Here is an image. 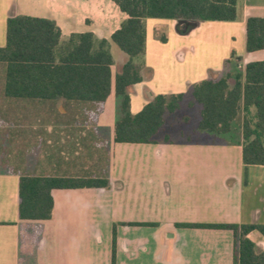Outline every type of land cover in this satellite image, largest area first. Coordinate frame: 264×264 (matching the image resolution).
I'll use <instances>...</instances> for the list:
<instances>
[{
  "label": "crops",
  "instance_id": "crops-1",
  "mask_svg": "<svg viewBox=\"0 0 264 264\" xmlns=\"http://www.w3.org/2000/svg\"><path fill=\"white\" fill-rule=\"evenodd\" d=\"M235 1L233 22H200L184 34L178 21H145L141 82L128 90L132 115L155 96L187 98L194 85L229 73L231 52L241 59L242 74L247 64L264 61V50L245 51L246 20L264 18V0ZM14 16L51 20L62 40L91 33L110 41L127 19L112 0H0V48ZM115 47L110 43L112 80L128 60ZM0 68V104L8 103L0 114L11 120H0V163L27 162L33 145L41 147L40 174L14 167L0 172V264H22L33 250L37 264H111L113 232L115 264H233L230 231L178 225L264 224V178L257 180L264 166L242 164L243 110L228 142L217 138L222 135L201 142H165L157 135L155 144H117L113 87L100 104L5 99ZM254 112L248 108L249 116ZM33 113L42 121H30ZM21 176L100 177L108 187L53 190L49 220L21 221ZM247 237L264 252L260 233Z\"/></svg>",
  "mask_w": 264,
  "mask_h": 264
},
{
  "label": "trees",
  "instance_id": "trees-1",
  "mask_svg": "<svg viewBox=\"0 0 264 264\" xmlns=\"http://www.w3.org/2000/svg\"><path fill=\"white\" fill-rule=\"evenodd\" d=\"M127 16L110 41L98 40L91 33L72 34L62 40L51 20L14 16L6 22V45L0 48L4 66L5 99L67 104H100L112 87L117 99L113 141L117 144H155L163 131L164 115L180 108L185 96L158 95L142 110L129 111V88L141 82L140 70L145 51V21L175 20L183 25L200 22H233L235 0H112ZM162 40H165L162 38ZM114 44L128 58L112 80ZM264 50V18H248L245 24V51ZM241 59L231 52L226 65L231 71L216 80L194 85L189 95L200 106L198 129L226 135L241 110L242 164L264 166V61L249 63L242 74ZM241 79H243V84ZM255 112L248 114V108ZM169 137L165 136V142ZM100 177L21 176L18 183V217L21 221H46L52 216L53 190L107 188ZM185 228L227 230L233 236V264H264V252L248 239L257 231L264 237V224L178 225ZM111 264H115L113 232Z\"/></svg>",
  "mask_w": 264,
  "mask_h": 264
},
{
  "label": "rangeland",
  "instance_id": "rangeland-1",
  "mask_svg": "<svg viewBox=\"0 0 264 264\" xmlns=\"http://www.w3.org/2000/svg\"><path fill=\"white\" fill-rule=\"evenodd\" d=\"M116 51L117 55H124L118 48H114ZM3 70L0 68V78L2 77ZM110 103L108 104L107 107H110ZM2 104V103H1ZM0 104V105H1ZM2 105H8V103H4ZM33 105H38L41 106V104H33ZM113 109V107H111ZM115 113L117 114V100H116V108H115ZM200 111L201 108L200 106L193 104L192 99L190 95L183 100V102L180 104L179 110H177L173 114H165L164 115V120H165V125L163 131H161L158 134V137L161 136L162 139H164L165 136H168L170 139L173 141H183V140H189L192 142H201V141H210L213 139H220L223 141H227L231 138H229V135H222V136H215V134L210 133V132H202L198 129V122L200 119ZM42 116V115H41ZM117 116V115H115ZM10 115L3 113L0 114V120L4 122H9L11 121L9 119ZM29 120V119H28ZM42 121V118L40 119V113H33L32 118L30 121L34 123H38ZM109 132L108 130H104L103 133L104 135H107ZM36 133L38 131H34V136H36ZM207 134V135H206ZM217 137V138H216ZM34 143H37L38 139L35 137L33 138ZM33 154L28 157L29 161L24 162V163H9V162H1L0 163V172H6L8 171L11 167H14L15 170H18L22 174H40L39 168H40V161H38V152L41 147L37 145H33ZM99 149V148H97ZM23 164V165H22ZM20 166V167H19ZM23 166L25 168H23ZM10 167V168H9ZM23 168V169H22ZM22 169V170H21ZM92 170V169H90ZM264 177L258 178L257 180H260ZM258 181L253 182V184H256ZM250 187V184L248 185ZM36 252V254H35ZM37 251L33 250L32 256L26 259L24 257L22 264H37Z\"/></svg>",
  "mask_w": 264,
  "mask_h": 264
},
{
  "label": "water",
  "instance_id": "water-1",
  "mask_svg": "<svg viewBox=\"0 0 264 264\" xmlns=\"http://www.w3.org/2000/svg\"><path fill=\"white\" fill-rule=\"evenodd\" d=\"M195 24H196V23L188 24L189 29L191 28L192 25H195Z\"/></svg>",
  "mask_w": 264,
  "mask_h": 264
}]
</instances>
